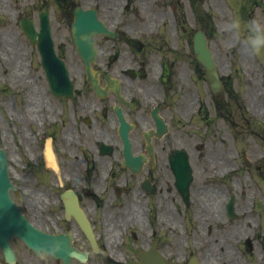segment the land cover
I'll return each mask as SVG.
<instances>
[{
    "label": "flooded vegetation",
    "instance_id": "flooded-vegetation-1",
    "mask_svg": "<svg viewBox=\"0 0 264 264\" xmlns=\"http://www.w3.org/2000/svg\"><path fill=\"white\" fill-rule=\"evenodd\" d=\"M246 1L248 5H260L258 0ZM173 4L182 7L187 0H20L19 3L17 18L32 21L36 31L40 30L41 14L46 12L55 56L70 76H82V83L75 84L71 100L52 96L50 106L40 114L39 137L25 143L29 151L24 166L46 170L43 148L45 138L51 137L59 167L56 183L59 185L61 180L62 187L76 192L96 231L100 254L104 253L99 259L101 264H218L226 253L224 247H169L172 239L167 236V229L172 216L184 217L193 207L191 196L185 205L174 187L171 155L181 147H172V140L204 138L213 122L218 121L220 111L218 97L212 96L210 100L211 114L198 93L204 73L187 51L186 28L177 25L175 28L183 35L172 38L164 34L167 28L164 20L159 23L156 19L164 16V9ZM78 5L95 9L106 29L113 33L95 38L98 54L93 70L100 72L101 86L107 91L102 98L85 83L82 61L72 46V13ZM186 59L192 68L187 82L192 89L179 86L172 91L171 80ZM37 71L44 75L40 61ZM104 76L119 82V94ZM245 124L248 135L252 126ZM122 135L130 143L131 156H137L140 163L127 167ZM253 198L247 197L251 199L250 210L256 213L253 227L257 231L252 230L251 236L238 241V252L227 264H264V211L253 204ZM237 205L236 200L237 218L232 220L224 210L226 224L242 220L243 213ZM195 207L197 211L199 207ZM209 209L213 215V206ZM108 231H112L113 238L110 239Z\"/></svg>",
    "mask_w": 264,
    "mask_h": 264
},
{
    "label": "rangeland",
    "instance_id": "rangeland-1",
    "mask_svg": "<svg viewBox=\"0 0 264 264\" xmlns=\"http://www.w3.org/2000/svg\"><path fill=\"white\" fill-rule=\"evenodd\" d=\"M258 1L259 6L248 8L243 4V0H201L207 15L202 19V30L209 39V47L219 73L228 75L231 79V98L221 93L220 119L213 122L203 139H186L183 143L176 139L177 141L172 140L171 145L177 147L179 144H185L195 150L196 143H203L204 157L192 161L193 207L184 217L172 216L167 229V236L172 239L169 247H224L226 253L222 259H218V264H227L230 257L238 252L236 248L238 241L245 236H251L252 230L257 231L253 227L256 213L250 210L251 199H247L250 192L253 193V204L264 211V187L256 183L257 179H261L260 185L264 186V56L257 58L249 56L241 44L233 41L222 31L223 23L228 21L233 13H238L244 20L256 17L264 21V0ZM1 2L6 6L3 10L8 9V0H0V4ZM15 6H19L18 2L11 0V8L14 9ZM194 6L195 0H191L190 5L185 7L190 38L193 36L192 28L197 20ZM171 15L175 17L174 6ZM14 18L10 10L0 11V148L8 155L10 179L15 186V191L12 192L14 201L39 229L54 232L56 228H68L67 224L60 220L61 208L57 203L56 189L51 184L50 187L36 185L35 173L25 171L22 167L21 158L25 159L23 146L27 140L25 135L31 140L37 137L38 131L37 124L36 127H32L34 123L23 118L25 108H29L31 114L40 113L41 107L33 108V111L30 107L40 99L41 84H45L41 74L36 70V51L23 40ZM260 80L263 81L261 84ZM33 89L35 92H31ZM46 96L48 97V94ZM202 96L207 105L210 95L205 82ZM29 97L33 100H29ZM243 105L250 111L247 114L256 121L253 123H260L257 127L251 125L248 135L245 132ZM259 109L261 118L255 119V112ZM250 122L251 119L248 120V124ZM13 135L19 139V143L16 144L11 138ZM243 154L251 161L252 166L257 165L260 170H248L243 163ZM223 169L230 170L222 173ZM232 169L235 170L232 172ZM242 184L245 187H242ZM199 187H202L201 191L198 190ZM23 190L32 194V196L27 194V198L31 199L30 202L26 201V204L22 197ZM231 192L237 197V208L243 213V218L221 225L212 220L217 213L212 215L209 207L211 203L214 207L218 204L216 211L223 215V197L225 200ZM195 206L199 207L197 211ZM75 245L80 250H89L79 233L75 237ZM13 246L17 253L16 264H41L21 243L15 242ZM100 258L91 255L86 264H101ZM0 264H5L1 252ZM48 264H54L52 259Z\"/></svg>",
    "mask_w": 264,
    "mask_h": 264
},
{
    "label": "water",
    "instance_id": "water-1",
    "mask_svg": "<svg viewBox=\"0 0 264 264\" xmlns=\"http://www.w3.org/2000/svg\"><path fill=\"white\" fill-rule=\"evenodd\" d=\"M77 30H79V32L83 31V26H78ZM46 43L47 48L45 51L51 54L52 48L50 40H47ZM206 44L207 41L203 38V35L198 33L195 41V50L201 63L204 65L210 88L213 92H217L219 89L217 73L215 71L214 64ZM54 76L55 75H52L53 78ZM62 78L64 79L67 86L65 91H67L69 87V81L66 74H64ZM88 78L89 82L98 92L97 82L90 75H88ZM52 84H54L53 80ZM9 188L10 185L7 178L6 159L4 153L0 152V247L2 248L8 261H11L12 259L10 242L13 237L22 239L26 245L32 248L36 253L40 248H50L59 245L63 251L62 254L57 257V260L61 259L62 264H70L73 257L83 259L82 256L71 247L70 234H57L54 236H49L32 228L27 223V221L21 215H19L18 210L10 201L8 195ZM66 205L68 207V202H66ZM78 221L84 232L88 236L92 237L85 220L78 217Z\"/></svg>",
    "mask_w": 264,
    "mask_h": 264
},
{
    "label": "clouds",
    "instance_id": "clouds-1",
    "mask_svg": "<svg viewBox=\"0 0 264 264\" xmlns=\"http://www.w3.org/2000/svg\"><path fill=\"white\" fill-rule=\"evenodd\" d=\"M222 31L241 44L249 56H264V21L256 17L244 20L238 13H233L231 18L223 23ZM62 251L59 245L40 248L37 250V258L41 264H48L50 259L57 258Z\"/></svg>",
    "mask_w": 264,
    "mask_h": 264
},
{
    "label": "bare ground",
    "instance_id": "bare-ground-1",
    "mask_svg": "<svg viewBox=\"0 0 264 264\" xmlns=\"http://www.w3.org/2000/svg\"><path fill=\"white\" fill-rule=\"evenodd\" d=\"M244 53H245V52H244ZM262 82H263V81L260 80V84H261ZM31 92H35V89H33ZM30 100H33V99L30 98ZM224 171H225V170L223 169V172H224ZM214 212H215V211H214ZM108 236L110 237V239L114 237V234L112 233V231H108ZM112 243H115V242H112Z\"/></svg>",
    "mask_w": 264,
    "mask_h": 264
}]
</instances>
